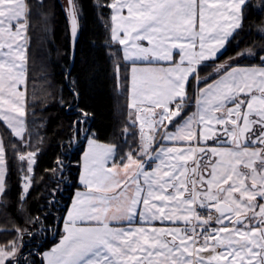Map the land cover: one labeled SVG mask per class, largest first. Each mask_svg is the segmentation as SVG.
Listing matches in <instances>:
<instances>
[{
	"label": "snow or ice",
	"instance_id": "obj_1",
	"mask_svg": "<svg viewBox=\"0 0 264 264\" xmlns=\"http://www.w3.org/2000/svg\"><path fill=\"white\" fill-rule=\"evenodd\" d=\"M68 4L75 35L80 8L77 0ZM245 5H102L112 9L111 41L123 46V59L133 65L129 107L131 127L138 123L139 132L125 128V143L131 135L134 144L123 155L116 145L88 138L81 176L87 193L77 194L66 234L45 254L48 264H264V56L256 54L257 66L218 65L211 82L188 94L198 66L241 27ZM30 15L27 0H0V198L16 160L24 173L21 201L37 155L25 119ZM138 61L149 66L138 67ZM115 68L119 79L121 65ZM193 102L197 111L188 115ZM81 113L76 124L88 118ZM0 206L6 207L2 200ZM15 231L16 239L0 244V264H19L18 242L26 230Z\"/></svg>",
	"mask_w": 264,
	"mask_h": 264
},
{
	"label": "trees",
	"instance_id": "obj_2",
	"mask_svg": "<svg viewBox=\"0 0 264 264\" xmlns=\"http://www.w3.org/2000/svg\"><path fill=\"white\" fill-rule=\"evenodd\" d=\"M111 0H77L79 38L71 66V33L66 7L61 0H28L31 5L28 28L29 82L27 126L37 150L31 187L21 201L24 173L20 162L11 160L6 175V194L0 199V244L16 239L22 231V250L16 258L31 264H45L44 253L63 237L66 213L77 190L81 189L82 156L88 138L116 145L123 155L134 138L131 127V64L123 59L122 46L110 39L111 9L102 6ZM264 20V0H247L241 27L229 39L227 49L211 64L202 65L198 74H211L197 84L190 79L189 96L217 76L215 63H223L248 46L258 47L257 25ZM114 53V55H112ZM262 56L263 54H259ZM242 63L259 65V59L246 57ZM121 65L119 79L115 65ZM213 71V72H212ZM127 77V78H126ZM35 85V87L33 86ZM75 93L79 95L76 96ZM190 115L195 103L186 107ZM81 110L88 113L83 124ZM3 125H0V129ZM87 129V132L82 131ZM118 159V157H117Z\"/></svg>",
	"mask_w": 264,
	"mask_h": 264
},
{
	"label": "crops",
	"instance_id": "obj_3",
	"mask_svg": "<svg viewBox=\"0 0 264 264\" xmlns=\"http://www.w3.org/2000/svg\"><path fill=\"white\" fill-rule=\"evenodd\" d=\"M246 1H247V0H246ZM27 2H28V0H27ZM111 15H112V9H111ZM242 22H243V13H242L241 25H242ZM238 29H239V28H238ZM238 29H236V30L232 33V35L228 38V40L225 42L224 47L221 48V49L218 51L219 53H222V52L226 49V47H227V45H228V41H229V39L234 35V33H235ZM27 36H28V33H27ZM144 44H145V46H146V42H144ZM28 47H29V36H28V40H27V48H28ZM122 47H123V46H122ZM219 53H218V54H219ZM218 57H219V56H218ZM218 57H214L212 60H208V61H204V62H202V64H201L200 66L211 64L212 61L216 60ZM126 62L130 63V64H131V67L133 66L131 61H126ZM163 63H164V62H161V64H163ZM218 65H223V64H222V63H215V64L213 65V68H215V67L218 66ZM136 66H138V67H145V66H149V65H147L145 62H139V61H138V62H136ZM200 66H198V72H199V68H200ZM251 66H257V65H243V64H236V65H234L233 67L244 68V67H251ZM198 76H199V78L196 79V82H197V83H199L200 79L202 78V76H200L199 74H198ZM190 79H191V78H190ZM201 81H202V79H201ZM27 95H28V94H27ZM130 103H131V82H130ZM130 103H129V104H130ZM131 110H132V115H133V119H134V118H135L134 110H133V109H131ZM186 110H187V108L185 109V111H186ZM195 111H197V105H196V104H195V110H194V112H195ZM26 112H27V105H26ZM25 119H26V122H27V115H26ZM137 126H138V123H137ZM138 129H139V127H138ZM90 138L94 139L93 137H90ZM158 139H159V138H158ZM96 142H97L98 144H100V145H109V144H105V143L98 142L97 140H96ZM87 151H88V142H87V146H86V149H85L84 154H85ZM84 154H83V156H82V165H81V173H80V184H81L82 188L76 191V193H75V195H74V197H73V199H72V202H71V204H70V206H69V209H68V211H67V213H66L65 221H64V225H63V231H64L63 236L66 234V232H65V224H66V222H67V215H68L69 211H71L72 205H73V203L75 202V199H76V197H77V194H78V193H87V188H86L85 185L81 182V176H82L83 171H84V162H85V161H84ZM111 163H112V161L109 160V161H108V166H111ZM161 225H162V224H161L160 222H155V226L160 227ZM132 226H138V225H135V224H134V225H132ZM62 238H63V237H62ZM62 238L60 239V241L62 240ZM60 241L54 246V248L57 247V246L60 244ZM52 249H53V248H52ZM52 249H50V250H48V251H46V252L44 253V262H45V264H48V263H46V262H48V260H47L45 254L51 252Z\"/></svg>",
	"mask_w": 264,
	"mask_h": 264
},
{
	"label": "rangeland",
	"instance_id": "obj_4",
	"mask_svg": "<svg viewBox=\"0 0 264 264\" xmlns=\"http://www.w3.org/2000/svg\"><path fill=\"white\" fill-rule=\"evenodd\" d=\"M62 1V4L64 5V7H66L67 8V6H68V2H67V0H61ZM257 34H258V36H259V38H260V40H258L259 42H257L259 45H258V47H257V49H256V46H254V45H252V46H248V47H245L244 49H242L237 55H236V58H239V59H244V58H246V57H249V58H256L257 57V55L256 54H263L262 56H264V52H262L261 51V49L262 48H264V20H263V22L261 23V24H258L257 25ZM226 49H227V47H226ZM225 49V50H226ZM224 50V51H225ZM249 50H250V52H249ZM223 51V52H224ZM223 52L222 53H219V52H217L216 53V56L215 57H218V56H220L221 54H223ZM219 53V54H218ZM240 53H244V55H240ZM214 71V70H213ZM212 71V72H213ZM211 74L209 73V74H206V75H204V76H202V80H205V79H207L209 76H210ZM201 79H200V81H199V83L201 82ZM191 115V114H190ZM99 142V141H98ZM1 199V198H0ZM18 248H19V251L17 252V257L16 258H18L19 257V254H21V250H22V239L18 242ZM54 248V247H53ZM50 253V252H49ZM46 263H48V262H46Z\"/></svg>",
	"mask_w": 264,
	"mask_h": 264
},
{
	"label": "water",
	"instance_id": "obj_5",
	"mask_svg": "<svg viewBox=\"0 0 264 264\" xmlns=\"http://www.w3.org/2000/svg\"><path fill=\"white\" fill-rule=\"evenodd\" d=\"M67 2H68V0H67ZM66 12L68 14L69 23H70L71 46H72L71 66H70V68H72L73 65H74V61H75L76 47H77V42H78V38H79V22H78L77 32H76L75 35H73L72 32H71V16H70V12H69V4H68V6L66 8ZM86 134H88V131H87Z\"/></svg>",
	"mask_w": 264,
	"mask_h": 264
},
{
	"label": "flooded vegetation",
	"instance_id": "obj_6",
	"mask_svg": "<svg viewBox=\"0 0 264 264\" xmlns=\"http://www.w3.org/2000/svg\"><path fill=\"white\" fill-rule=\"evenodd\" d=\"M237 55V54H236ZM236 55L235 56H233V57H231V58H229V59H227L226 61H224L222 64L224 65V64H231L232 66H234V65H236V64H243V65H251L250 63H242L241 61L243 60V59H239V58H236ZM215 74H217L216 72H215ZM192 114V113H191ZM212 141H208V144L209 145H212ZM162 226H165V225H161L160 227H162ZM25 264H31L30 263V261H28L27 259L25 260V262H24Z\"/></svg>",
	"mask_w": 264,
	"mask_h": 264
}]
</instances>
